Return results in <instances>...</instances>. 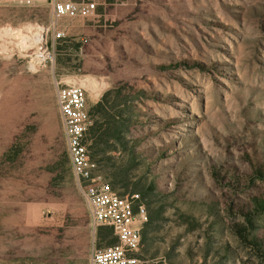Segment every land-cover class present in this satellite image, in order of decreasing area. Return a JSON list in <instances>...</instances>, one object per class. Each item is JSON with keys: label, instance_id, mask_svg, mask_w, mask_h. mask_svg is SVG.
I'll use <instances>...</instances> for the list:
<instances>
[{"label": "rangeland", "instance_id": "obj_1", "mask_svg": "<svg viewBox=\"0 0 264 264\" xmlns=\"http://www.w3.org/2000/svg\"><path fill=\"white\" fill-rule=\"evenodd\" d=\"M95 1L38 71L14 30L48 24L50 0L0 3V264L116 242L73 174L55 76L95 79L90 154L149 212L136 264H264V0Z\"/></svg>", "mask_w": 264, "mask_h": 264}, {"label": "built area", "instance_id": "obj_2", "mask_svg": "<svg viewBox=\"0 0 264 264\" xmlns=\"http://www.w3.org/2000/svg\"><path fill=\"white\" fill-rule=\"evenodd\" d=\"M18 1L31 0H0V3ZM50 3L51 21L48 24L34 23L13 33L19 39V49L28 57L27 67L32 71L55 62V42L66 35L57 25L61 17H89L97 10L95 0H50ZM54 80L71 168L91 220L95 226L111 228L116 238V242L107 247H94L89 264H136L149 212L140 193L123 194L116 190L90 154L87 134L93 118L89 90L95 79L55 76Z\"/></svg>", "mask_w": 264, "mask_h": 264}, {"label": "trees", "instance_id": "obj_3", "mask_svg": "<svg viewBox=\"0 0 264 264\" xmlns=\"http://www.w3.org/2000/svg\"><path fill=\"white\" fill-rule=\"evenodd\" d=\"M255 201V209L256 211H264V198L259 199V198H254ZM248 216V221H250L251 223V216L253 215V213H251V211H248L247 213ZM109 228V227H108ZM111 230V228H109ZM238 232L241 234L242 238L247 239V236L244 235V233H247V231H245L244 229L238 228L237 229ZM112 232V230H111Z\"/></svg>", "mask_w": 264, "mask_h": 264}]
</instances>
